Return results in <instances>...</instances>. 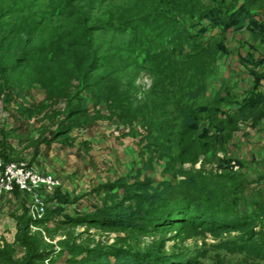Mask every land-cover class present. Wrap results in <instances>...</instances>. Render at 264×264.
I'll list each match as a JSON object with an SVG mask.
<instances>
[{"label":"rangeland","instance_id":"374dc122","mask_svg":"<svg viewBox=\"0 0 264 264\" xmlns=\"http://www.w3.org/2000/svg\"><path fill=\"white\" fill-rule=\"evenodd\" d=\"M145 1L147 2L144 3ZM200 4L202 5V2ZM157 5L158 0H0V46H2L0 60L9 59L6 64L8 68L4 69V72L0 69V160L2 163L4 165L24 163L46 174L43 167L31 165L28 157L24 158L23 155L35 149L40 140H49L53 133L59 130V124L64 120L67 100L72 96L73 103L85 108L90 116L100 114L91 124L94 125L91 129L87 127L88 131L84 128L86 132H82V128H74L73 134L76 139L83 136L99 140L102 147H99L98 151L95 150V153H103L100 159L101 167L99 168L96 162L93 165L88 163V158L80 155L83 151L77 152V143L72 149H64L67 156L63 157V166L56 168L59 174L56 176L61 183L51 192L59 197H56L57 206L53 210L45 205L46 213L44 210L42 218L49 220L43 225L34 226L36 229L28 232V236L40 234L46 249L45 253L38 257V261L32 264H264V235H261L264 232V161L261 159L251 161L256 150L253 149L252 154L247 146L240 148L242 144H236L230 151L226 148L216 149L207 155L200 154L194 164H184L167 173L166 159L158 160L154 147L151 149L153 154L145 153L144 147L148 142L146 136L150 128L148 123L139 118L131 124H124L127 121L123 117L129 110L140 115L145 113L144 107H150L149 104L153 103L157 79L156 77L153 79L144 71L140 72L135 61H125L111 68L107 66L106 60L115 57V51L126 50L129 41L132 40L131 29L126 27V30L121 24L129 18L141 19L144 15L150 14L149 12ZM77 12L91 18L87 24L88 29L98 30L89 33L87 41L91 40V56L95 54L101 56L100 64L106 66L102 74L114 71L111 74L112 78L119 79L121 84L130 85L137 91L132 96L134 100L132 106L123 105L122 107L126 109L122 113L116 112L113 108L108 110L104 106H95L88 91L81 90V81L71 78V74L77 70V61L74 57L76 50L74 42L77 35L74 13ZM108 22L113 24L110 25ZM134 27L136 26L133 25ZM216 32L211 30L209 33L214 35ZM224 36H222L223 41H226L228 49L234 52L239 46H243V38L250 35L245 28L239 31L230 30L225 32ZM24 40L30 44V47L28 50H19L16 53L19 42ZM92 47L98 51L94 53ZM53 49H56L58 55L67 54L70 59L69 64H63L64 67L60 72V74H68L70 84L68 88L61 87V91L57 83H61L62 80L57 79L56 75L53 78L54 83L45 85L40 70L34 63V59L39 58L42 52L52 56ZM186 49L188 51V48ZM121 55L129 54L124 51ZM11 66L21 67L12 73ZM221 66L223 74L219 80L213 83H208L210 78L206 80L205 96L211 100L217 99L214 92L222 82L228 89H232V84L236 85L238 90L249 85L246 69L239 65L236 56L229 58L225 64L221 63ZM232 73L234 75H231ZM159 97L162 95L160 94ZM210 127L208 129L212 132L213 128ZM113 139H126V142L135 144L136 155L133 154L135 161L131 162L132 156L129 154L122 160L126 163L113 165L110 157L111 149L107 145ZM260 140L264 138L261 137ZM7 144H11L15 149ZM6 153L10 156H5L9 160L4 159ZM94 156L93 158L98 160L97 156ZM259 157L257 154L256 158ZM143 166L149 170L144 169ZM71 170H74V173H70ZM178 171L187 174L176 175L175 172ZM196 174L208 178L215 185L222 184L211 196L214 212L206 213L200 219H189L186 223H183L181 218H175L174 221L164 222L160 226L146 224L143 225L145 228H138L139 231L133 229L136 228L134 221H137L138 213L133 211L131 202H123L126 193L128 196L131 195L130 189L120 190L116 196H108L104 190L106 185L103 186L100 182V180H117L121 175L126 177V184L144 181V178H147L151 191L162 190L163 182H168L173 191V188L176 190L175 188H178V184L183 182L185 177ZM99 189L102 191H97ZM60 190L73 191V198L67 197ZM133 191L139 190L134 188ZM47 194L50 192H41L43 203ZM72 199L74 205H70ZM116 205H119L120 215L117 216L119 220L122 221L121 215L125 214L129 218L130 225H119L113 229L98 227V216H92L94 211L97 208ZM6 213L7 211L0 213V254L6 252L9 254V251H12L13 260L20 262L27 250L22 244L7 243L12 241L13 237L9 231L12 216ZM224 213H227L231 220L249 219L256 223L252 229L253 233L232 232L216 236L211 228L215 226L214 223L220 222L218 218ZM6 218H9L7 220L9 223L4 221ZM71 219L76 222L72 226H67L66 222ZM205 220L210 221V224ZM61 223L66 224L57 225ZM137 224L142 225V222ZM70 249L74 251L73 254L69 253Z\"/></svg>","mask_w":264,"mask_h":264},{"label":"trees","instance_id":"16d2710c","mask_svg":"<svg viewBox=\"0 0 264 264\" xmlns=\"http://www.w3.org/2000/svg\"><path fill=\"white\" fill-rule=\"evenodd\" d=\"M240 2L242 4L238 7ZM263 2L264 0H158V5L149 12L150 14L144 15L141 19L124 18L127 21L121 26L126 30V27L131 29L132 40L129 41L126 50H117L115 57L112 55L113 58L106 60L107 66L112 68L125 61H135L140 72H146L153 79L156 77V89H154L153 103L149 104L150 107H144L146 111L140 115L129 110L123 119L127 121L124 124H131L139 118L148 123L150 128L146 136L148 142L144 147L145 153L153 154L151 149L154 147L158 160L166 159L167 173L184 164H194L200 154L207 155L216 149L225 148L230 136L237 129L238 121L248 114L246 110L254 111L258 109L259 104L262 105L263 101L259 97L246 100L235 115H227L225 119H222L218 117L220 105L223 101L229 100L219 96L211 100L205 96V90L206 80L217 72L219 56L226 53L222 36L228 29L239 31L247 28L252 38L264 42L263 26L254 22L250 15L251 9L261 6ZM90 20V17L80 15L79 12L74 13V27L77 33L74 57L77 61V70L71 74V78L81 81V90L88 91L95 106H104L108 110L113 108L116 112L122 113L126 107L132 106L134 101L132 96L137 91L130 85L121 84L119 79L112 78L111 74L114 71L102 74L106 66L100 64L101 56L96 54L91 56V40L87 41L89 33L98 31L87 28ZM247 23L248 26H246ZM112 24L113 22L110 23ZM133 25L136 27L133 28ZM216 29L219 31L217 35L209 33ZM29 45L25 40L19 42L16 53L19 50H28ZM143 48L144 50H141ZM92 49L94 53L98 51L93 47ZM124 51L129 55L122 56L121 53ZM52 52V56L42 52L39 58L34 59V63L40 70L39 73L45 85L54 83L53 78L56 75L57 79L62 80L61 83H57L61 91V87L68 88L70 84L68 74H60L63 64H69L70 59L67 54L58 55L56 49ZM8 61V58L0 60L2 72L8 68L6 65ZM11 67H13L12 73H15L21 66ZM62 90L66 91L65 88ZM158 93L162 97H159ZM71 99L72 96L70 100H67L64 120L59 124L58 131L62 134L69 133L73 128L89 127L97 120L96 117L100 116V114L90 116L85 108H80ZM123 105L126 107H122ZM263 114L264 106L262 110L257 111V117L253 119L257 120ZM204 124L206 127H201ZM210 126L213 128L212 132L208 129ZM153 133L155 135H152ZM175 174L187 173L178 171ZM167 183L163 182L164 188L157 192L151 191L147 178L132 184H126L125 180H120L113 185H108L105 192L108 196H116L120 190L130 189L131 195L128 196L126 193L123 202H131L133 211L138 213L137 221H134L135 231H139L140 227L145 228L143 225L146 224L160 226L164 222L174 221L175 218H181L180 220L186 223L189 219H200L206 213L214 212L211 196L222 184L215 185L199 174L185 177L184 181L178 184V188H175L176 190L173 188V191H171L172 186ZM134 188L139 191H133ZM118 210L119 205L97 208L92 216H98L97 226L102 229L130 225L129 218L125 214L121 215L122 221L119 220ZM47 220L49 219L44 217L37 220L35 224L43 225ZM218 220L220 222L216 219L214 222L217 221L219 225L214 223L215 226L211 228L216 236L232 232L252 234L256 224L249 219L231 220L227 213L221 214ZM205 221L210 224V221ZM75 222L76 220L71 219L66 222L68 224L57 225L72 226ZM138 222H142V225L137 224ZM261 235H264V232ZM18 241L27 250L25 256L21 258L22 261L13 260V253L8 250L9 254L8 252L0 254L1 264H32L38 261V257L46 251L40 234L28 236L27 228L20 229ZM69 253L73 254L74 251L70 249ZM116 257L120 258V256Z\"/></svg>","mask_w":264,"mask_h":264},{"label":"crops","instance_id":"0c3cea01","mask_svg":"<svg viewBox=\"0 0 264 264\" xmlns=\"http://www.w3.org/2000/svg\"><path fill=\"white\" fill-rule=\"evenodd\" d=\"M241 4L242 2L239 3L238 7ZM250 15L252 16V20L256 22L258 25L260 26L262 25L264 29V2L262 3L261 6L253 7L250 11ZM246 26H248V23L246 24ZM230 30L233 31L234 29L232 28L228 29L227 32H229ZM215 31L217 32L214 35H217L219 31L217 29ZM242 41H243L242 42L243 46H239V49H237V51L234 52L228 49L226 41H224L226 53L219 56L218 72L214 76L210 77L208 83L209 82L213 83L216 80H219L220 77H222L223 70L221 67L224 65L221 66V63L225 64V62L228 61V59L231 58L232 56H236L239 65L242 66L244 69H246L249 85L242 87L241 89L242 91L238 90L237 86L234 84L231 85L232 89H228L222 82L218 86L217 88L218 90L214 92V94L219 96L220 98L229 100V101H223V103H221L220 113L218 114V117L225 119L227 115H235L243 106L246 100L256 99L257 97H259V99L263 101L262 105L259 104L258 109L254 111L249 109L246 110V112L248 113L245 117L246 119L244 118L238 121L237 129L230 136V139L228 143L225 145V148L230 151L231 147H235L236 144H242L240 148H243V146L245 145L247 146L250 153H252L253 149L256 150V153L253 155L254 157L251 158L252 162L259 161L260 159L263 161L264 140H260V139L261 137L264 138V114L262 117H260L257 120L253 118L257 117V111L262 110V107L264 106V42H260L258 39L255 40V38L254 37L252 38L251 36H247V38H243ZM231 75H234V73H232ZM241 79L243 80V76H241ZM93 126L94 125L89 126L88 129H91ZM203 127H206V124H204ZM83 129L84 128L81 129L82 132L88 131L86 130L87 127L84 129L86 131H84ZM73 132H74V128L67 134L59 133V131L57 130L56 132L53 133L52 138H50L49 140L48 139L40 140L37 146L35 147V149L30 150L23 155L24 158L28 157V161L31 163V165L33 164L34 166L38 165L40 167H43V170H46V174L51 175L61 183V180L56 176L59 175L57 174L56 168L57 167L60 168L63 166L62 163L63 157L64 155L67 156L66 154L67 152L64 151V149H72L77 143V152L83 151L81 152L80 155L88 158V163H90L91 165H93L96 162L97 165H99L98 167L100 168L101 167L100 159L102 158L103 153L102 152L95 153V150L98 151L102 147V146L100 147L99 140L98 139L92 140L83 136L82 137L80 136L81 140L76 139V136H74ZM125 140L126 139H119V140L113 139L109 144H107L108 146H110L111 149L110 157H111V161L113 162V165H117L116 163H123V164L126 163L125 160L124 161L122 160L129 154H131L132 156L131 162L135 161V159L133 158V154L136 155V146L135 144L134 145L130 144ZM9 146L15 149L14 146H12L11 144ZM91 147L93 148L92 153H91ZM57 151L59 152L58 154ZM257 154H259L260 156L259 158H256ZM93 155L97 156L98 160H95V158H93ZM5 156L10 157L9 154L6 153L4 155V159L9 160ZM89 156H91L92 158ZM22 162H26V161H22ZM143 168L148 169L145 166H143ZM112 170L113 169H111V171ZM70 173H74V170L73 171L71 170ZM120 180L126 181V177L121 175L120 178H118L117 180L116 179L103 180V181L100 180V182H102L103 186L106 185L105 186L106 188L108 185H113ZM97 191L100 192L102 191V189H99ZM61 192L63 194H66L67 197L73 198V194H74L73 191L64 190ZM50 194L46 195L45 197L46 200H44L43 203L45 213H46L45 205L46 206L48 205L47 208H51L55 210L58 203L57 198L59 197L53 193ZM71 201L72 202H70V205L71 204L74 205V200L72 199ZM32 206H33V196L30 193L14 192L12 194L4 195L0 198V213L7 211L6 214H9V216L11 214L12 216L11 217L12 223L10 225V229L9 227H7V229H9L10 235H12L13 238L12 241H7V243H11V245H20L19 241L16 240V238L20 234V229L27 228L28 232L29 230L36 229L34 228V226H38L35 224L37 220H32L30 218V212ZM61 207L62 205H60V208ZM9 210L10 212H8ZM7 220H9V218H6V220L4 219L5 222H7ZM7 223H9V221Z\"/></svg>","mask_w":264,"mask_h":264},{"label":"built area","instance_id":"2783aa9c","mask_svg":"<svg viewBox=\"0 0 264 264\" xmlns=\"http://www.w3.org/2000/svg\"><path fill=\"white\" fill-rule=\"evenodd\" d=\"M60 182L51 175L39 172L24 163H9L4 165L0 160V197L11 194L15 190L30 193L33 196V206L30 213L32 220H39L44 214L41 192H53Z\"/></svg>","mask_w":264,"mask_h":264}]
</instances>
